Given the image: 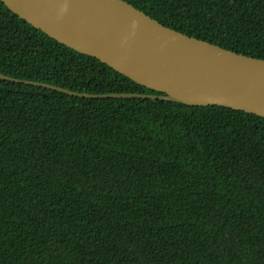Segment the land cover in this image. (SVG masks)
Here are the masks:
<instances>
[{"label": "trees", "instance_id": "1", "mask_svg": "<svg viewBox=\"0 0 264 264\" xmlns=\"http://www.w3.org/2000/svg\"><path fill=\"white\" fill-rule=\"evenodd\" d=\"M264 59V0H125ZM0 264H264V117L161 98L0 0Z\"/></svg>", "mask_w": 264, "mask_h": 264}, {"label": "water", "instance_id": "2", "mask_svg": "<svg viewBox=\"0 0 264 264\" xmlns=\"http://www.w3.org/2000/svg\"><path fill=\"white\" fill-rule=\"evenodd\" d=\"M61 43L100 59L135 82L190 105H221L264 117V59L168 27L125 0H2ZM0 78L79 97L129 98L139 93H80L45 82Z\"/></svg>", "mask_w": 264, "mask_h": 264}]
</instances>
